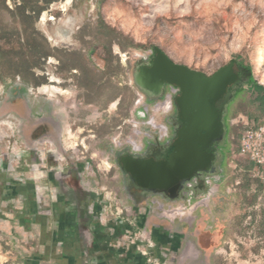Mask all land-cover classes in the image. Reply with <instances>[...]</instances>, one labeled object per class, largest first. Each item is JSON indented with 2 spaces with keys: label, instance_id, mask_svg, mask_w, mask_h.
I'll use <instances>...</instances> for the list:
<instances>
[{
  "label": "rangeland",
  "instance_id": "obj_1",
  "mask_svg": "<svg viewBox=\"0 0 264 264\" xmlns=\"http://www.w3.org/2000/svg\"><path fill=\"white\" fill-rule=\"evenodd\" d=\"M64 1L30 4L43 8L36 18L14 14L19 0L0 3V264H63L37 258L40 217L41 235L81 245L86 264H264V188L247 159L214 205L186 182L174 198L143 191L119 163L179 125V92L167 112L155 108L169 85L152 97L137 85L155 49L207 76L241 62L264 86V0ZM25 32L44 58L23 47ZM50 86L59 93L40 92ZM252 98L233 85L217 103L234 149L246 126L264 123Z\"/></svg>",
  "mask_w": 264,
  "mask_h": 264
},
{
  "label": "water",
  "instance_id": "obj_2",
  "mask_svg": "<svg viewBox=\"0 0 264 264\" xmlns=\"http://www.w3.org/2000/svg\"><path fill=\"white\" fill-rule=\"evenodd\" d=\"M154 53L150 65L138 69L137 85L144 94L155 96L161 94L165 84L177 87L179 94L174 104L180 125L166 159L124 155L119 163L138 188L165 191L174 198L182 183L201 172L212 171L215 159L212 146L224 134L222 108L218 109L216 104L225 97L228 88L236 84L238 74L234 62L207 76L174 63L160 49H155Z\"/></svg>",
  "mask_w": 264,
  "mask_h": 264
},
{
  "label": "crops",
  "instance_id": "obj_3",
  "mask_svg": "<svg viewBox=\"0 0 264 264\" xmlns=\"http://www.w3.org/2000/svg\"><path fill=\"white\" fill-rule=\"evenodd\" d=\"M152 96L155 95L152 94ZM227 109L228 106L226 104L222 113L225 114ZM172 120L175 122V119ZM174 128H177V125H174ZM229 134V131L225 129L222 139L216 141L212 146L215 154L212 171L209 173L201 172V174L192 181V187L188 190L186 189L195 199L205 196L200 202L203 200L206 202L212 201L214 205L215 199H220L218 196L223 195L224 192L229 193L228 183L234 173L233 170H237L236 173L243 171V165L239 160L240 157L237 156L235 159L232 158V145L228 141ZM43 224L44 220L41 217L36 222H32L33 232L35 231L36 236L40 234L44 239V243H39L36 245V248H34V251L38 252L37 258H44L41 263H45L44 261L51 262L53 258L57 259V257L59 258L60 256L63 264H86L90 260V258L86 256V251L82 250L81 245L76 246L77 248L75 249L71 248L73 246L66 241H62V245H51L48 241L49 236L41 235L40 228ZM75 252L79 253L78 258L74 256ZM41 255L43 256L41 257ZM99 260H102V258L100 257Z\"/></svg>",
  "mask_w": 264,
  "mask_h": 264
},
{
  "label": "built area",
  "instance_id": "obj_4",
  "mask_svg": "<svg viewBox=\"0 0 264 264\" xmlns=\"http://www.w3.org/2000/svg\"><path fill=\"white\" fill-rule=\"evenodd\" d=\"M178 92L179 89L177 87L170 86V92L165 99L167 98L171 104L172 96ZM159 130L162 132L159 136L160 139L166 140L168 138L167 128L160 126ZM231 152L233 159L237 156L243 157L254 165L252 176L259 180L264 188V123L257 126H246L241 133L237 149L232 146ZM194 180L195 178L186 182L188 189L192 187V181Z\"/></svg>",
  "mask_w": 264,
  "mask_h": 264
},
{
  "label": "trees",
  "instance_id": "obj_5",
  "mask_svg": "<svg viewBox=\"0 0 264 264\" xmlns=\"http://www.w3.org/2000/svg\"><path fill=\"white\" fill-rule=\"evenodd\" d=\"M5 1L6 0H0V3L2 5H4V8L7 10V8L5 7ZM55 1H57V0H19L20 4L14 10V14H18L21 17V16L25 15L24 14L25 11H27L28 9H31V8H29L30 4L37 5L39 2H42L45 5H48V4H51L52 2H55ZM42 10H43V8L36 7V6L34 9H31L35 18L39 16V14L42 12ZM20 40L23 43V47L27 48L29 54H31L33 57L35 56V57H38L40 59V58H44V56H46V54L42 53L41 50L36 46V44L33 41H31L30 35H28L26 32L21 35ZM154 52H155V50H154ZM154 55H155V53H153V57H154ZM152 59H150V61L148 62V65H150ZM234 63H235L236 71L238 74V80H237L235 85L236 86L237 85L242 86L244 84L248 85L252 91V97H253L252 101L254 103L259 104L262 108H264V86H260L257 83V81H255L253 74H252V71H251V68L249 66H246L243 63L237 62V61H234ZM142 66H144V65L138 66L137 72H138V69ZM147 95L151 96L152 93H149Z\"/></svg>",
  "mask_w": 264,
  "mask_h": 264
},
{
  "label": "flooded vegetation",
  "instance_id": "obj_6",
  "mask_svg": "<svg viewBox=\"0 0 264 264\" xmlns=\"http://www.w3.org/2000/svg\"><path fill=\"white\" fill-rule=\"evenodd\" d=\"M235 70H236V67H235ZM237 73V71H236ZM229 92V88H228V91L227 93ZM152 97V95H151ZM216 107H217V104H216ZM218 108V107H217ZM218 109H221V108H218ZM177 111V109H176ZM177 122V121H176ZM178 122H179V119H178ZM177 124V123H176ZM179 125H180V122H179ZM179 125L177 126V128L179 127ZM177 128H174V131H173V138L172 140H169V134L170 136H172L171 132L168 130V138L162 143V144H158V146L156 147H150L148 152L145 154V155H141L140 158H137V159H147L149 157H153L157 160H162V159H166L167 155L170 153L171 151V144L175 138V135H176V131H177ZM124 156V155H122ZM121 156V157H122ZM131 156V155H130ZM120 157V158H121ZM119 158V159H120ZM135 158V157H134ZM129 177V176H128ZM145 191V190H143ZM167 193V192H166ZM168 194V193H167ZM168 196L170 197V195L168 194ZM177 196V195H176ZM172 198V197H170Z\"/></svg>",
  "mask_w": 264,
  "mask_h": 264
},
{
  "label": "bare ground",
  "instance_id": "obj_7",
  "mask_svg": "<svg viewBox=\"0 0 264 264\" xmlns=\"http://www.w3.org/2000/svg\"><path fill=\"white\" fill-rule=\"evenodd\" d=\"M72 2V0H65L62 4H63V7H67L70 5V3ZM44 18H45V14L42 15V18H41V22L44 21ZM50 39V38H49ZM149 85L151 84V82L149 80L146 81ZM40 92L41 93H50V92H53V93H59V91L55 88V87H43L42 89H40ZM113 107L115 106V104L112 105ZM170 103L168 101V99L166 98L160 105L156 106L155 109H163L164 111H168L170 109ZM151 124H153V126L155 125L154 122H151ZM130 144L134 147V149H138L137 147L134 146L133 143L130 142ZM106 166L108 167V165L106 164ZM173 213H178V214H182L180 212V209H177L175 211H172V212H169L168 215L172 216Z\"/></svg>",
  "mask_w": 264,
  "mask_h": 264
}]
</instances>
